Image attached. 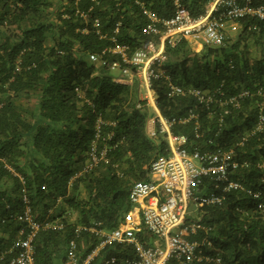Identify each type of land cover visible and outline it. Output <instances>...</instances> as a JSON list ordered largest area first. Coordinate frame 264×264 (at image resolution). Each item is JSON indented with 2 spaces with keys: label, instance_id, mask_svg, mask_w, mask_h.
Returning <instances> with one entry per match:
<instances>
[{
  "label": "trees",
  "instance_id": "obj_1",
  "mask_svg": "<svg viewBox=\"0 0 264 264\" xmlns=\"http://www.w3.org/2000/svg\"><path fill=\"white\" fill-rule=\"evenodd\" d=\"M214 1L0 0V255L27 236L19 216L28 207L36 221L63 225L39 233L37 264H65L74 239L83 255L94 251L101 238L78 237L80 226L119 225L132 186L151 179V163L168 155L169 142L149 137L156 114L141 84L120 82L130 77L122 70V77L113 74V64L127 66L112 50L118 42L132 55L153 39L143 34L146 10L167 20L179 2L198 18ZM240 25L219 47L197 52L188 40L167 46V76L152 90L191 152L233 150L239 163L233 179L243 189L201 208L203 228L192 239L223 264H264V213L255 197L264 195V21L248 17ZM171 85L185 94L171 96ZM196 90L213 102L201 103ZM94 143L109 149V162L84 172ZM141 237L147 244L149 236ZM112 258L123 264L137 254L132 245H115L96 264Z\"/></svg>",
  "mask_w": 264,
  "mask_h": 264
},
{
  "label": "built area",
  "instance_id": "obj_2",
  "mask_svg": "<svg viewBox=\"0 0 264 264\" xmlns=\"http://www.w3.org/2000/svg\"><path fill=\"white\" fill-rule=\"evenodd\" d=\"M177 12L171 18L162 20L145 11L149 23L143 34L153 39L147 46L130 55L129 48L116 42L113 53L121 56L123 64H113L112 70H122L126 76L139 78L146 91L144 99H156L153 82L166 77L164 65L168 61L166 47H176L184 40L202 42L206 46H222L229 37L235 36L240 20L248 17L264 21V0H215L206 14L194 18L179 2ZM91 60L98 61L96 55ZM106 64V63H104ZM132 69V71H131ZM201 103L213 102L212 96L199 90L191 91ZM171 96L184 95L178 86L171 85ZM176 120L170 121L159 112L148 121V135L152 139L164 137L169 142L168 155L156 158L150 166L151 179L136 182L130 191L131 209L123 216L116 228L103 229L102 222L92 226H80L78 237L83 232L101 238L99 246L83 255L77 240L69 243L65 264H96L101 251L115 245H132L137 258L123 264H223L219 256L209 254L202 244L192 236L202 228L201 219L193 217L206 206L222 205L227 195L243 189L233 179L239 167L234 151L218 149L201 152L189 149V138L173 131ZM102 122L99 120L96 139L101 136ZM109 149H99L93 144L88 172L102 162H109ZM11 169V168H10ZM260 200L259 209L264 213V195H255ZM19 221L27 224V236L20 237L12 249L0 255V264H37L35 240L42 230L62 229L63 225L36 221L31 207H28ZM156 239L154 245L144 243L141 226ZM24 234V232H22ZM206 243V242H204ZM211 247V243H207ZM117 258L106 259L101 264H114Z\"/></svg>",
  "mask_w": 264,
  "mask_h": 264
},
{
  "label": "crops",
  "instance_id": "obj_3",
  "mask_svg": "<svg viewBox=\"0 0 264 264\" xmlns=\"http://www.w3.org/2000/svg\"><path fill=\"white\" fill-rule=\"evenodd\" d=\"M189 42H190L191 47H192L195 51L199 52V51L202 50V47H195V46H194V45L196 44V42H192V41H189ZM113 74H114L115 76H117V77H120V76H121V73H119L118 70H115ZM121 77H122V76H121ZM135 79H137V77L130 76V77H128V80H119V81H120V82H123V83L130 84V85H134ZM138 79H139V78H138ZM141 86H142V84H141ZM141 88H142V87H141ZM142 89H144V88H142ZM143 95H144V96H143ZM145 96H146V91H145V92L142 91V92H141V98L144 99ZM144 100H145V99H144ZM148 103H149V105H150V107H151L152 113L155 112V114L157 115V114L159 113V110L157 109V106H156V99H155V98H154V99L151 98V99L148 100ZM156 115H155V116H156ZM152 117H154V116H152Z\"/></svg>",
  "mask_w": 264,
  "mask_h": 264
},
{
  "label": "rangeland",
  "instance_id": "obj_4",
  "mask_svg": "<svg viewBox=\"0 0 264 264\" xmlns=\"http://www.w3.org/2000/svg\"><path fill=\"white\" fill-rule=\"evenodd\" d=\"M194 46L195 47H202V49L205 48V44L202 43V42H196V44ZM135 83H136V85H140L141 84V82H140V80L138 78L135 79ZM198 215H199V212L195 211L192 216L195 217L196 219H198V217H199ZM141 230H142V232L140 233V236H141L142 233L147 234L149 236L147 244L154 245L156 243V239L145 231L146 229H145L144 225L141 226Z\"/></svg>",
  "mask_w": 264,
  "mask_h": 264
}]
</instances>
